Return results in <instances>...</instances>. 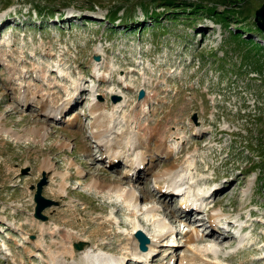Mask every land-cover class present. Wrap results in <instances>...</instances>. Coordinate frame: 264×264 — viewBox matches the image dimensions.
Returning <instances> with one entry per match:
<instances>
[{
    "label": "rangeland",
    "instance_id": "rangeland-1",
    "mask_svg": "<svg viewBox=\"0 0 264 264\" xmlns=\"http://www.w3.org/2000/svg\"><path fill=\"white\" fill-rule=\"evenodd\" d=\"M163 1L173 0H0V124L24 137L18 143L0 136V264H50L38 247L43 236L37 221L51 229L49 243L69 234L86 246L104 244L108 252L97 253L104 263L119 260L131 243L134 220H146L145 231L156 233L148 211L166 218L178 234L175 246L162 240L144 264H180L194 249L189 235L198 249L212 247L220 264H264V31L255 21L264 0H175L190 9L195 3L228 11L230 26L208 13L166 14ZM142 90L146 95L139 101ZM25 91L63 109L56 117L50 108L45 113ZM114 96L120 97L115 105ZM70 100L75 104L67 108ZM93 104L102 105L106 122L112 116L119 121L120 132L128 119L141 136L145 128L167 130V143L182 153L163 156L156 151L159 143L142 146L146 170L125 180L128 164L113 167L105 154L116 137L109 133L114 124L95 126ZM34 127H44L48 137L33 142ZM101 132L99 144L94 136ZM49 159L54 167L42 169ZM188 160L194 186L211 192L205 209L196 208L190 219L178 211L182 194L169 200L155 191L157 177L186 167ZM74 161L77 167H71ZM80 167L84 172L77 176ZM60 174L71 178L67 193H60ZM44 176V196L56 203L43 212L45 221L35 217L34 201ZM95 180L144 195L138 218L110 193L87 187ZM214 214L217 222L244 216L249 229L238 237L219 231L227 236L222 241L207 229ZM210 258L189 264L215 262ZM121 262L138 264L133 258Z\"/></svg>",
    "mask_w": 264,
    "mask_h": 264
},
{
    "label": "bare ground",
    "instance_id": "bare-ground-1",
    "mask_svg": "<svg viewBox=\"0 0 264 264\" xmlns=\"http://www.w3.org/2000/svg\"><path fill=\"white\" fill-rule=\"evenodd\" d=\"M76 91H77V89H76ZM30 92L27 91L26 92L27 95L29 94L32 96V98L35 99L36 94L32 93V91H30ZM45 97L46 96H43V94H41V96L39 95V98L35 99V100L38 101V104H41V108H42L43 112L48 113V109L50 108L49 113L51 115H52V113H55L53 116H55V117L58 116V114H60L59 112L63 108L60 109L56 105L53 106L55 104L54 101L50 100L49 98L46 99ZM28 100H30V96H29ZM70 103H71V100H70L69 106H67V108L70 106L72 107V105L75 104V103L74 104H72V103L70 104ZM115 104L116 103H114V105ZM64 108L67 110L66 103L64 104ZM70 108H69V110H70ZM90 109H91V115L94 116V119H95V123H94L95 126L109 128V127H111L110 126L111 124H114L113 128L111 129V131H109V133L111 132L112 135L116 134V137L114 136L115 137L113 140L114 142L111 144V146H106L108 151L105 154L110 159V162H112L111 164L114 165L113 167H116V165L119 166L122 161H125L128 164V167H129V171L127 173L128 177L125 180H128V179L133 180L132 178L134 176V173L144 172L146 170V167L148 164L146 158H147L148 154L143 152L144 150L141 148L142 146L145 147V146L150 145L151 143H154L153 145H155V143H159L158 147L156 148V151L159 154H163V156L165 154L169 155L170 152H171V154H173L174 152L177 153V151L179 150L178 146H177L178 148L174 150V148L172 147L173 145H169L167 143V139H165V134L168 132L167 130H164V131L153 130V131H151L150 129L147 130L145 128L144 129L146 132L145 136H141L139 133H136L133 130L131 119H128L126 124H125L126 125V127L124 128L125 130H122L120 132V129L116 128V126L118 125L117 123L119 121L117 122L116 121L117 119H115L114 116L107 119L108 120L107 122L105 120L106 117H102L103 116L102 105L93 104L92 108H90ZM138 115H140V114L138 113ZM74 120H76V118H74L72 121H74ZM35 123H37V122H35ZM0 125H1V129H0V136L1 137H4V138L10 137L15 142L17 141L18 143H20L22 140H24V137H22V136L20 137V135H18V133L8 129L6 126L7 124H5L4 122L1 123ZM42 129H44V127H40V128L34 127L33 129L29 130V134H30L29 136L33 137V140H32L33 142H36L35 137H37V139H38V137H41L43 140L48 137L47 134H43L41 132ZM113 131H115V132H113ZM95 132H97V131H95ZM94 137H97L96 139L98 140L99 144H102V139L104 137V134L102 132L99 133V135H95ZM154 139H156V142H154ZM28 141H29V139H28ZM99 144H98V146H99ZM175 144L178 145L179 143H175ZM148 147L152 148L150 146H148ZM65 148L69 149L70 144H66V143L63 144V149H65ZM137 150H139V151H137ZM130 152H131V155H130ZM181 153H182V151L179 150L178 154L180 155ZM139 154L140 155L142 154V155L138 156ZM149 154H151V153H149ZM169 156H171V155H169ZM176 156H177V154H176ZM187 162H188V164L186 167L182 166L179 169L176 168V170H174L175 168L174 169L172 168L171 170H167L164 175L157 177V179L155 181L158 183V188L155 191L158 192L159 196L164 197V198L166 197L169 200H172L175 198V196L182 194L183 196H181V195L180 196L182 198L184 197V200H183L184 202H183V205L181 206V208L179 209V212L182 214V216H180V217H184V218L187 217V219H190V216H192L193 214H196V210H194V209L192 210L189 207L190 205L187 203V201L188 200L198 201V203H199V201H204V205H202L200 208V210H204L205 204L207 203L206 201L209 198V196H211V192L205 191V189L203 190L202 187L199 189V188H196L194 186V184L192 183L193 179L188 174V171L191 170V167L193 166V164L190 160H188ZM43 163L45 165L43 164L44 166L43 167L41 166L42 169L48 170L49 167H51V168L54 167L53 166L54 163L51 162V159L44 160ZM71 167H77V164L75 161L72 162ZM83 172H84V170L81 167L78 168V175L77 176L83 175ZM130 175H133L132 178H130ZM138 175L139 174H137V176ZM59 178L63 179V182H62L61 188H60V193L63 194L67 191V188H68L67 187V181H68V179H71V178H69L68 175L64 176V174L63 175L60 174ZM137 179H138V177H137ZM166 182L168 183L167 185L169 186L168 188H170V191L165 189V187H167V185H164ZM162 184L164 185V187ZM124 186H126V185H124ZM124 186H122V184L118 185L116 183L113 185H112V183L108 184L107 181H105V180H103V181L102 180L101 181L95 180V181H92L91 183H89L87 187L90 188L91 190L99 191V192H101V194L110 193V195L116 197L121 202L126 203V206H128V209L130 210V212H132V216L134 218H138L137 216L140 213V211L138 210V207H139V205H141V202L144 200V195L138 194L135 190H132V189L127 190V188H125ZM211 191H213V190H211ZM207 205H208V203H207ZM182 207L185 208V210H183ZM144 214L147 217L148 222L149 223L153 222L152 225H155L156 230H157L153 236H151L150 232H147L150 235L152 241L150 240L151 241V244H149L150 249L146 253L139 252V250H138L139 245H138L137 239L135 238L138 230L145 231L146 223L144 224V220H139V219H137L136 221L134 220V223H133V226L131 229L132 231L128 233L129 240L131 243L128 245V248L123 250L122 258L119 260H113V261H111V263H104L105 262L104 260H103L104 262L99 260V258H102L103 256L101 254L97 255L98 252L99 253H100V251L108 252L104 249L106 247L102 243H96V244L93 243L94 245H87V246L85 243V245L83 246L84 248L79 250V249L75 248L74 245L77 243L82 244L85 241L82 242L80 237H77V236L75 237V236H72L69 234L60 235L59 237H61L62 241H60L58 244L57 243H49L45 238L49 235V232L51 229L48 228L47 226L39 223V221H37L35 224L37 225L40 234L43 236L42 237L43 239H41L43 241L38 243L39 244L38 247H39V249H41V248L45 249V251H46L45 253L49 259L48 262L50 264H70L69 260H78L79 263H77V264H96V262L101 263V264H122L121 261L125 262L127 259H132V258L134 260H136V262L138 264L142 263L141 261L149 262L151 260V258L153 259V254H156L158 252V251H154V250L159 249V247H160L159 243L162 242V240L164 241V239L165 240L168 239L167 242H170V244L175 246V234H176L177 230H175V228L173 226H171L172 224L169 225L168 223H166V220H167L166 218L160 219L159 218L160 215L158 216V213H156V212L154 213V211H151V212L148 211L147 213H144ZM215 214L211 216L210 225L207 226L204 223L203 226H207L209 233L210 232H213V234L218 233V235H222L223 237H225L224 239H223V237H221V240L223 241L227 238V236L224 235L223 233L219 232V231L225 232L224 229L217 227L220 229L219 230L216 227H214L215 222H217V215H219L218 213H217V215H215ZM222 214L224 215V213H222ZM222 214H220V215H222ZM218 220H219V222H217V223L220 224L221 223L220 222L221 217ZM236 231H237L236 233L239 234L241 232V229L236 230ZM59 232L60 231H53V235H58ZM208 232H207V235H208ZM177 234H178V232H177ZM244 236H247V235L244 234L243 237ZM188 237H187L188 238L187 244H189V246H191V248L194 247V249L190 250V248H188L190 250L191 256L188 257L187 254H184L185 256H183L184 258L181 260L182 262L180 264L185 263V261H187L186 263L189 264L191 261L197 262V261H199L200 258H201V260H203V257L210 258L213 256H214V258L212 260H214L215 262H212L210 264H220L222 262L221 258L214 254V250L212 247H210L209 249L203 248L204 250L198 249L199 247L197 248V243H196L197 240L195 239V237L190 236V235ZM243 237H241V240H240L242 243H243V241H242ZM215 240H218L217 237ZM246 242L243 244L244 246L246 245ZM195 253H199L200 257H198L197 256L198 254L196 255ZM78 255H80L81 258L78 259ZM188 255H189V252H188ZM142 264H144V263H142ZM205 264H208V263L206 262Z\"/></svg>",
    "mask_w": 264,
    "mask_h": 264
},
{
    "label": "water",
    "instance_id": "water-1",
    "mask_svg": "<svg viewBox=\"0 0 264 264\" xmlns=\"http://www.w3.org/2000/svg\"><path fill=\"white\" fill-rule=\"evenodd\" d=\"M256 15H257L256 20H255L256 24L259 27V29L264 31V6H262L259 10H257ZM145 95H146V92L142 90L138 97L139 100H143ZM119 100H120V97L118 96L113 97L114 103H117ZM43 179L44 180L37 185V192H36L34 201L37 204L35 217L37 219L45 221L46 217L43 215V212L49 208L54 207L56 203L44 197L43 189H44V186L48 183V180L46 179L45 176ZM135 238L137 239V242H139V245H141L142 252H146L147 250H149L150 239L145 232L140 231L138 235L135 236ZM83 246H84L83 244L79 243L76 245V248L81 250L84 248Z\"/></svg>",
    "mask_w": 264,
    "mask_h": 264
},
{
    "label": "trees",
    "instance_id": "trees-1",
    "mask_svg": "<svg viewBox=\"0 0 264 264\" xmlns=\"http://www.w3.org/2000/svg\"><path fill=\"white\" fill-rule=\"evenodd\" d=\"M225 3H226L227 8H228L229 7L228 6L229 3L228 2H225ZM163 4L167 5L165 7V9H166L165 11L167 12L166 14H169L171 12V13L174 14V16H179L181 13H179V12L177 13L176 10H183V11L184 10L185 11L188 10L189 12H191V13H193L195 15H197L199 13H208L210 15H213L215 17L220 18V20H221V21H219L220 23H223V24H226V25L228 24V26H230V24H231V22H230L231 16L228 15V11H226L224 13V15H223L222 13L216 12L217 9L215 7H213V6L207 8V7H203L202 5H199V4L197 5V4L194 3V4L191 5L194 8L190 9L191 7L188 4H186V3H178L175 0H173V1H163ZM231 4L233 6V3H231ZM144 7L145 8H144L143 12L148 15L149 12H148V9H146V7H148V6H144ZM227 8H225V9H227ZM152 14H157V12L156 13L152 12Z\"/></svg>",
    "mask_w": 264,
    "mask_h": 264
}]
</instances>
